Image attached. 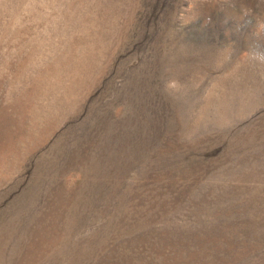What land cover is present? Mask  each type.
<instances>
[{"label": "rangeland", "instance_id": "374dc122", "mask_svg": "<svg viewBox=\"0 0 264 264\" xmlns=\"http://www.w3.org/2000/svg\"><path fill=\"white\" fill-rule=\"evenodd\" d=\"M257 18L0 0V264H264Z\"/></svg>", "mask_w": 264, "mask_h": 264}, {"label": "clouds", "instance_id": "9594fccd", "mask_svg": "<svg viewBox=\"0 0 264 264\" xmlns=\"http://www.w3.org/2000/svg\"><path fill=\"white\" fill-rule=\"evenodd\" d=\"M245 16L252 15L251 8L243 10ZM256 34L264 37V19L257 18L256 20ZM232 53L236 50L231 48ZM248 59L257 68V74L264 79V48L260 45L253 46L248 52ZM183 84L178 79H171L164 83V90L169 93H179L183 89Z\"/></svg>", "mask_w": 264, "mask_h": 264}, {"label": "bare ground", "instance_id": "6f19581e", "mask_svg": "<svg viewBox=\"0 0 264 264\" xmlns=\"http://www.w3.org/2000/svg\"><path fill=\"white\" fill-rule=\"evenodd\" d=\"M262 263V262H261Z\"/></svg>", "mask_w": 264, "mask_h": 264}]
</instances>
